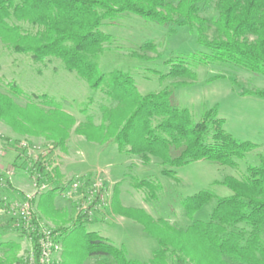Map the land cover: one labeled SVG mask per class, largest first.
<instances>
[{"label": "trees", "instance_id": "obj_1", "mask_svg": "<svg viewBox=\"0 0 264 264\" xmlns=\"http://www.w3.org/2000/svg\"><path fill=\"white\" fill-rule=\"evenodd\" d=\"M197 2L0 0V41L4 47L33 63L58 61L65 71L102 95L104 101L97 109L98 123L89 112L94 104L92 98L80 109L84 119L77 123L65 111L69 106L66 101L46 94L30 96L24 107L17 106L13 99L23 94L9 83L7 94L0 93V121L18 135L41 137L61 151L73 132L88 143L112 145L121 154L139 158L143 165L157 159L162 167L160 174L171 179H175L177 168L198 161L237 169V162L259 146L239 142L228 134L216 108L194 123L190 111L174 103V87L141 95L129 73H104L98 65L109 43L101 27L115 24L124 15H134L163 27L187 28L208 50L187 56L164 78H192L188 66H232L264 77V0H216L218 18L212 22L199 16ZM251 96L264 99V91ZM38 169L44 171L42 167ZM49 177L58 179V170ZM220 185L231 195L217 198L206 190L182 200L181 208L190 220L185 229L162 218L154 220L143 210L123 208L114 198L113 215L136 223L157 243L148 262L128 259L123 249L96 232H82L93 221L82 215L69 218L66 211L53 210L56 188L35 199L39 215L55 217L72 226L63 238L61 264H83L90 258L102 259L106 264H169L170 260L176 264H264V156L257 165H248L240 178L225 177ZM133 188L145 191L149 198L161 191L159 183L147 180ZM212 199L217 203L209 221L193 220L194 213ZM2 246L6 251L2 252L3 258L9 262L18 246L14 242Z\"/></svg>", "mask_w": 264, "mask_h": 264}, {"label": "rangeland", "instance_id": "obj_2", "mask_svg": "<svg viewBox=\"0 0 264 264\" xmlns=\"http://www.w3.org/2000/svg\"><path fill=\"white\" fill-rule=\"evenodd\" d=\"M166 1L176 4L179 0ZM197 1L201 18L209 22L218 18L216 0ZM101 31L109 36V43L98 60L101 72L121 70L129 73L141 95L174 87V103L187 108L194 123H199L204 113L216 108V115L224 121L223 129L228 134L239 142L253 143L259 148L238 161L237 169L198 161L177 168L175 179H171L160 174L162 167L157 159L143 165L139 158L121 154L112 145L100 147L86 142L73 132L65 150L61 151L41 137L18 135L0 121V253L4 243L14 242L18 246L9 262L5 261L4 255L0 256V262L4 264H19V256L36 245L35 235L24 234L18 228L9 207L11 203L20 202L32 194L33 179H37L38 175L42 176L38 180L47 183L50 189H57L53 210L66 211L68 217L73 219L78 216L76 204L80 195L68 199L62 197L63 192L76 176H87V185L83 186L81 194L87 191L93 177H102L109 192L108 207L103 213L95 214L90 220L92 223L84 224L86 227L82 232H96L109 239L115 247L123 249L130 259L147 262L158 245L136 223L130 221L132 225L123 226L118 220L113 221L111 208L115 204V197L121 207L123 201L127 205L124 208L143 210L154 220L162 218L174 227L185 229L190 220L181 208L183 199L206 190L212 191L217 198L230 196L231 192L220 182L225 177L240 178L248 165H257L260 156H264V99L251 96L264 91L263 76L232 66L192 68L185 63L192 78H164L172 66L184 63L187 56L208 52L187 28L176 25L163 27L134 15H124L113 25L104 24ZM212 35L213 30L208 34L209 39ZM9 83L16 85L23 94L13 99L17 106L24 107L30 96L46 94L60 102L66 101L69 106L64 109L77 123L84 119L79 113L80 109L92 98L94 104L89 112L95 116L96 123L99 121L97 109L104 102L102 95L92 91L75 74L65 71L58 61L33 63L26 56L10 52L0 41V93L7 94L6 86ZM25 142L28 146L23 148ZM42 161L45 166H42ZM54 170H58V179L49 177ZM142 180L160 184L161 191L155 198H149L145 191L133 188ZM36 200L32 202L34 222H40L57 234L61 252L58 264H61L65 249L63 238L72 226L57 221L55 217L39 215ZM216 203V199L207 202L194 213L193 220L209 221ZM168 263L176 264L173 260ZM83 264L106 262L90 258Z\"/></svg>", "mask_w": 264, "mask_h": 264}, {"label": "built area", "instance_id": "obj_3", "mask_svg": "<svg viewBox=\"0 0 264 264\" xmlns=\"http://www.w3.org/2000/svg\"><path fill=\"white\" fill-rule=\"evenodd\" d=\"M28 143L22 144L26 148ZM35 161V160H34ZM38 163V162H37ZM42 166L44 161L41 162ZM35 175V174H34ZM38 175V174H37ZM33 179V192L30 196H26L23 200L10 204V212L17 221L18 228L25 233H32L36 238V245L29 252H23L19 260V264H58L60 246L57 241V234L44 227L40 222L35 223L33 214V200L50 190L49 185L45 182ZM89 184V183H88ZM87 185V176H76L69 184V187L62 197L77 198L76 215H82L85 219L91 220L95 214L103 213L108 207L109 192L105 187L102 177L95 176L90 183L86 192L81 194V189ZM72 198V199H73ZM96 217V216H95Z\"/></svg>", "mask_w": 264, "mask_h": 264}, {"label": "crops", "instance_id": "obj_4", "mask_svg": "<svg viewBox=\"0 0 264 264\" xmlns=\"http://www.w3.org/2000/svg\"><path fill=\"white\" fill-rule=\"evenodd\" d=\"M64 171L66 172V169H64ZM19 181V180H18ZM19 188V187H18ZM20 190H24V189H22V188H19ZM123 201H121V204H122V207L124 208V207H127V205L125 204H123L122 203ZM110 215V214H109ZM111 215L113 216V221L115 222V220H118L119 222H121V225H123V226H126V225H128V226H130V225H132L131 224V222L129 221V220H127V219H125V218H122V217H120V216H116V215H113V213H111ZM127 223H129V224H127ZM102 236V235H101ZM103 237V236H102ZM104 238H106V237H104ZM107 239V238H106ZM110 243H112L109 239H107ZM113 244V243H112ZM122 246V245H121ZM1 252H3L2 250H1ZM154 252H152V254H153ZM127 254V253H126ZM0 256L1 257H3V254H1L0 253ZM153 256V255H152ZM152 256H151V258L148 260V261H150L151 259H152ZM127 257H128V254H127ZM128 259H130L129 257H128ZM130 260H135V259H130ZM136 261H138V260H136ZM147 261V262H148ZM140 262H143V261H140Z\"/></svg>", "mask_w": 264, "mask_h": 264}]
</instances>
